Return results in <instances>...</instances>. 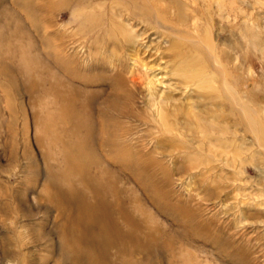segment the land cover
Instances as JSON below:
<instances>
[{
  "label": "rangeland",
  "instance_id": "374dc122",
  "mask_svg": "<svg viewBox=\"0 0 264 264\" xmlns=\"http://www.w3.org/2000/svg\"><path fill=\"white\" fill-rule=\"evenodd\" d=\"M68 1L52 7L51 0H0V264H264V150L246 125L236 128L237 150L236 145L223 152L217 149L213 159L198 167L182 156L177 159L183 164L176 166L170 156L181 154V148L168 141L154 153L161 166L153 176L115 163V191L106 198L125 199L124 211L138 225L120 219L118 212L110 213L106 221L112 214L117 226L132 229V235L107 233L95 241L96 229L84 228L91 218L87 215L67 229L89 233L91 241L69 242L62 217L45 199L49 190L44 186L45 173L50 167L67 172L76 186L85 183L67 166L61 128L53 131L48 126V113L56 107L44 92L56 76L49 65L57 75L79 85L80 98L87 94L92 100V158L100 153L101 122L115 134L124 126L136 130L139 122L133 113H151L155 110L151 101L170 100L168 107H175L179 119L188 101L201 109L208 101L203 94L206 88L185 86L179 59H186L190 68L208 62L190 41L164 32L151 21L121 17L135 37L116 50L126 70L138 75L140 82H112L106 77L108 71L90 67L82 54L69 73L58 61L70 56L71 49L54 45L69 39L58 37L54 42L52 35L70 27L64 24L73 16L71 11L65 13ZM219 1L158 4L170 8L168 16L181 30L189 28L197 39L214 45L220 60L237 76L243 101L264 126V0ZM230 6L237 8V21L225 17L233 13ZM185 12L196 17L184 21ZM30 77L37 81L32 92ZM220 102L214 99L210 109L222 112ZM227 120L233 124L231 116ZM179 137L190 139V135ZM163 167L169 169L170 178L161 172ZM88 171L95 175L98 165L91 162Z\"/></svg>",
  "mask_w": 264,
  "mask_h": 264
},
{
  "label": "bare ground",
  "instance_id": "6f19581e",
  "mask_svg": "<svg viewBox=\"0 0 264 264\" xmlns=\"http://www.w3.org/2000/svg\"><path fill=\"white\" fill-rule=\"evenodd\" d=\"M66 1L68 0H51L52 7ZM156 1L155 3L153 0H70L67 2L68 10L65 13L71 11L73 16L64 23L65 25L70 24L69 29H64L62 33L57 30L52 31L54 32L52 34L54 42L58 37L69 39V43L64 41L54 43L56 47H60L61 44L60 48L64 51L68 48L72 51L70 56L65 55L64 59H58L59 64L63 65L66 71L71 73L72 69L70 68L77 63L82 54L83 59L89 61L90 67L100 66L106 73L108 71L106 74L108 79L122 84L131 82L132 85H136L140 82L138 75L126 70L125 61L116 50L119 44L135 37L129 28V23L123 19L135 18L151 21L157 27H161L164 32L190 41L194 47L202 51L208 62L207 66L197 65L190 68L186 59H179L182 65L181 77L185 86L194 85L196 88H206L203 94L208 101L201 109H196L195 103L188 101V108L183 110L184 116L179 119L175 107L172 109L168 107L170 100H166V102L151 101L149 103L155 107L154 111L151 109V113L140 111L133 113L139 122L136 125V130L124 126L122 131L115 134V132L105 130V123L101 122L100 153L97 152L92 158L89 155V148L94 145L93 133L95 129L92 100L87 94L80 98L81 88L79 85L74 81H67L65 77H60L49 65L52 74L56 76L51 78L54 80L44 88V92L52 97L51 102L56 107H54L55 110L48 113L50 121L48 126L50 125L53 131L56 130V127L61 128L64 134L61 139L64 159L67 166L74 172V176L85 183V187L72 184L67 172H54L49 167L44 178V186L49 190L44 196L47 202L57 210V216L62 217L61 224L66 226L65 229L69 228V223H79L84 216L91 215V218L85 221L84 228L87 229L85 231L96 229V236L93 238L95 241L99 240L97 238H104L107 233L112 236L132 235V229H120L117 226L116 219L112 214L111 219L106 221V217L110 213L118 212L120 219L133 222L129 214L124 211L123 202H126L125 199L121 202L120 198H106L108 192L115 191V187L112 185L115 178V170L112 166L115 163L123 169L134 167L141 173L153 176L159 168L157 166H161L160 159L154 153L160 149L159 144L168 141L170 145H178L181 148V154L173 153L170 156L176 166L183 164V161L177 159L178 156H182L186 162L198 167L200 163L213 159L217 154V149H220L221 152L227 151L232 145H236V150L239 148L237 145L240 142L239 138L234 135L238 125H246L255 141L264 150L263 123L243 101L241 90L238 88L237 76L220 60L219 54L215 52L216 49L209 40L197 39L189 31V28L181 30L176 25L177 21L168 16V13L171 12L170 8L158 4L162 0ZM220 1L218 4H221ZM182 3L183 7L187 8L186 4ZM229 9L233 10V13L227 12L225 17L231 16L236 19L237 8L230 6ZM182 16L184 21L196 17L194 12H185ZM237 23L239 24V22ZM53 24L56 22L51 25ZM237 27L242 28L241 25ZM194 28L192 26L190 30H194ZM89 66L88 68H90ZM211 68L212 70H210ZM29 79L31 80H29L28 86L32 92L37 86V81L31 77ZM36 92L40 93L39 89ZM216 98H220L222 101L219 103L222 104V112L210 109V104ZM171 103L176 106L174 102ZM219 104L215 103L214 105L220 109ZM229 116L233 118V124L227 120ZM179 135H190V139L194 141L180 138ZM93 161L98 165V172L91 176L88 167ZM162 170L165 178H170L169 169L163 167ZM89 192L93 196L90 197ZM69 206V211H66ZM73 213L75 214L73 215ZM133 224L138 225L137 222H133ZM64 234L69 237L71 244H76L74 243L76 241H91L89 233L85 236L81 231L78 232L73 228L67 229ZM61 239L63 240L62 236ZM244 252L247 258L248 251L244 250Z\"/></svg>",
  "mask_w": 264,
  "mask_h": 264
}]
</instances>
